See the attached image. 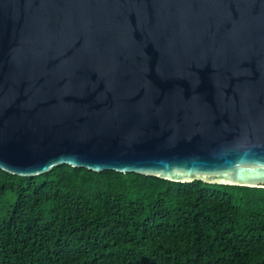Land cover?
I'll return each mask as SVG.
<instances>
[{
  "label": "water",
  "instance_id": "obj_1",
  "mask_svg": "<svg viewBox=\"0 0 264 264\" xmlns=\"http://www.w3.org/2000/svg\"><path fill=\"white\" fill-rule=\"evenodd\" d=\"M264 189V0H0V170Z\"/></svg>",
  "mask_w": 264,
  "mask_h": 264
},
{
  "label": "trees",
  "instance_id": "obj_2",
  "mask_svg": "<svg viewBox=\"0 0 264 264\" xmlns=\"http://www.w3.org/2000/svg\"><path fill=\"white\" fill-rule=\"evenodd\" d=\"M0 264H264V189L0 170Z\"/></svg>",
  "mask_w": 264,
  "mask_h": 264
}]
</instances>
